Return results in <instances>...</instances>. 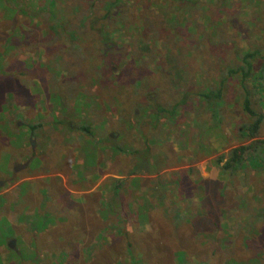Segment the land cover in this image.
Returning <instances> with one entry per match:
<instances>
[{"label":"rangeland","instance_id":"374dc122","mask_svg":"<svg viewBox=\"0 0 264 264\" xmlns=\"http://www.w3.org/2000/svg\"><path fill=\"white\" fill-rule=\"evenodd\" d=\"M200 2L7 0L0 79L26 78L8 90L21 107L1 93L0 264H264L262 164L220 169L230 151L264 140L255 76L264 66V0ZM250 50L258 57L241 83L227 71ZM208 90L220 92L216 109L200 96ZM244 98L260 114L249 140L240 134L250 122ZM82 155L92 174L78 166ZM56 170L67 181H52L65 191L38 177ZM95 180L100 191H72ZM111 194L122 200L111 210L127 213L121 222L107 211ZM47 199L58 205H40ZM43 213L52 227L36 226Z\"/></svg>","mask_w":264,"mask_h":264},{"label":"trees","instance_id":"16d2710c","mask_svg":"<svg viewBox=\"0 0 264 264\" xmlns=\"http://www.w3.org/2000/svg\"><path fill=\"white\" fill-rule=\"evenodd\" d=\"M174 1L176 2L177 6H179V7H182V6L186 7L187 5L195 6L198 2H200L199 0H174ZM203 2H204V0H202L199 3V5L202 4ZM7 7H8L7 6V0L2 1L0 10L3 9V8L6 9ZM253 57H254V61H256V58L258 57L256 50H250V51L245 52L243 54V56H241L240 59H239V61H240L239 67L233 68L232 70H229L227 72H229V74H232V73L239 74L240 82L243 83V81L248 80L252 76V71L254 69H253L252 63H250V61H251V59ZM255 76H256V81H257L258 87L261 84L264 87V66L261 69H258V73ZM10 77L8 78V80L7 79H0V101L2 100L1 93H3V94H5V93L6 94H10L11 93V92L10 93L8 92L10 86H11V90L14 91V87L18 88V87H21V86H23L25 84L24 79L26 78V75H25V73L23 71L17 73L16 76L13 75L12 79H10ZM17 77H21V79H19ZM240 88H241L242 91H244V95H247L246 91L243 88V84L240 86ZM200 96H201V98L203 100H205L207 102V104L212 109H216L217 108V104L221 100L219 90H215V91L208 90L206 93H201ZM11 98H12V96L10 94L9 102L11 101ZM176 106L177 105H175V107ZM240 108H241V111L247 117L250 118V122L248 124L242 125L244 127V129H240V134L243 136L242 138H244L245 140L256 138L257 137V133H258V128H259V125H260V114L256 113L255 110L252 109L251 104L249 102V99H247V98H244ZM160 111L162 112V110H160ZM251 118H252V122H251ZM35 128H36V125H33V126L29 127L28 130L31 133H33ZM82 129L85 130L84 127H82ZM5 137H3L0 140V142L6 141L7 137L6 138ZM258 142L261 145L264 144V140L263 139L259 140ZM255 143H257V142L252 141V142H249L245 147H240L237 150L230 151L226 161L223 162V164L221 165L220 168L223 169V170H229V171L230 170H236V169H240L241 167H243L244 164L249 166L253 162V163H256L258 165L262 164L261 168L264 170V148H262L261 145L260 146L256 145ZM252 145H253V147H252ZM250 147H252V149L250 150V152L247 155V158L245 159L243 157V153L242 152L245 149H249ZM0 148H1V145H0ZM258 150L260 151L261 156H259L258 159L254 160L253 159V158H255L254 154L258 153ZM235 152H237V153H235ZM111 196H112V194L110 195V198H109V201L111 203L110 204L107 203L108 205H110V208L107 209V211H112L111 210V205L112 204H114L116 206H119V207L122 205V200L113 201ZM112 212H115V214L114 213L113 214L116 217L115 218L113 217V218L116 219L118 222H121V218L122 217H124L125 219L127 217V213H125V216H124V213L122 211H121L122 214H120L119 212H116V211H112ZM43 217H44V215H43ZM40 223H43V221L41 220ZM114 226H115V229H117V225L114 224ZM142 234H143V238L144 239L150 240V237L148 236L149 233L142 232ZM5 236L7 237V235H5ZM143 238L141 236V239H143ZM134 242H135V245L136 244L138 245L137 241L134 240ZM127 246H130V244L128 243ZM170 248H171V246H170ZM163 249L171 250V249H169L168 244H165ZM210 253H213V252L211 251ZM212 255L213 254H209L210 257ZM129 256L131 258L132 254L129 253ZM142 258H140V253H138L133 260L135 262H138V263L141 262L142 263L143 260H144ZM252 261H254V259H252ZM209 262H210V264H213L211 262V260H209ZM244 262H246V264H248L247 261H244ZM244 262H243V264H244ZM155 263H157V261H153L150 264H155ZM236 263L237 262H235V264ZM145 264H148V263H145ZM197 264H203V263H202V261H199Z\"/></svg>","mask_w":264,"mask_h":264},{"label":"crops","instance_id":"0c3cea01","mask_svg":"<svg viewBox=\"0 0 264 264\" xmlns=\"http://www.w3.org/2000/svg\"><path fill=\"white\" fill-rule=\"evenodd\" d=\"M155 116H156V114H154ZM81 148H83V147H81ZM80 149V148H79ZM195 158H197L196 157V155H194V159ZM198 160V162H197V164L199 163H201L202 161H203V159H196V161ZM168 161H169V159L166 161V164L168 163ZM175 163V161L171 164V165H173ZM191 163V162H190ZM219 164H221L220 162H219ZM223 164V163H222ZM221 164V165H222ZM171 165H169V166H167L168 168H171ZM78 166L79 167H81V170H82V173H83V170H84V167H83V155H82V160H80L79 162H78ZM221 167V166H220ZM189 168H191L190 169V171L191 172H196V175H197V177H199V167L198 166H195V170L196 171H194V168L193 167H189ZM242 168V167H241ZM240 168V169H241ZM94 169L95 168H92V169H85L84 170V174L83 175H87V174H92V171H94ZM221 169V168H220ZM168 170V169H167ZM223 169H221V171H222ZM202 173V172H201ZM51 174H53V175H51ZM203 174V173H202ZM212 174H213V170H212ZM55 176V177H54ZM64 176L65 175H63V174H61L59 171H57L56 170V172H54V173H47L46 175H44V174H41V175H39L38 177H41V178H43V180H44V182L45 181H52V179H53V181L54 180H56V181H58L59 182V184H60V181L61 182H63L64 180H66L67 181V178L65 177L64 178ZM70 177V176H69ZM77 175L72 179V180H76L77 181ZM168 180V179H167ZM51 182V184H52V187H51V191H65V188H64V186L62 185H60V189H59V187L57 186V182ZM65 181V182H66ZM75 181V182H76ZM74 182V184L76 185V189H74V190H72V191H94V193L96 192V191H100L99 189L100 188H98L97 187V183H96V180H95V183L90 187V188H85V189H79V186L76 184ZM169 183H171L170 181H169ZM47 189L48 188H45V189H43L44 191H47ZM88 189V190H87ZM112 188H109L108 190H107V187H106V189L104 190V191H112L111 190ZM93 193V194H94ZM99 194H100V192H99ZM26 196H23L22 198H23V201L24 202H26V198H25ZM74 198H75V200H73V202H77L80 198H81V195H79V196H73ZM88 197H92V196H87V198ZM25 198V199H24ZM103 200V199H102ZM102 200H100L99 202H98V205H99V207H101L100 205L101 204H106L104 201L103 202H101ZM60 201V200H59ZM41 204H44L46 207H48V208H51V207H54V206H57L58 205V202H52V201H50L49 199H47V201H41L40 202V205ZM78 206H80V204H77ZM42 208L41 209H43V206H41ZM55 209V208H54ZM33 210L35 211V212H37V207H35V208H33ZM43 215H44V217H43ZM37 218H40V220L38 221V223L36 224V226H39V225H42L44 228H46V227H52V225H51V223L49 222V221H51V218H50V215H49V213H43V214H39V216H38V214H37ZM68 219V218H67ZM43 221V223H40V221ZM77 225L76 224H73V226L72 227H76Z\"/></svg>","mask_w":264,"mask_h":264},{"label":"flooded vegetation","instance_id":"af4514ba","mask_svg":"<svg viewBox=\"0 0 264 264\" xmlns=\"http://www.w3.org/2000/svg\"><path fill=\"white\" fill-rule=\"evenodd\" d=\"M20 100V98L18 97V96H16V95H13L12 96V98H11V101H13V103L17 106V107H21V104L20 105H17V102ZM10 101V102H11ZM57 121H60V123H61V126H62V119H59V120H57ZM33 125H35V124H33ZM32 124H30V125H27V129L29 128V127H31V126H33ZM67 126H69V128H71L70 126H73V125H70V123H67ZM29 131V130H28ZM87 132H88V130H87ZM28 136H29V138H31V136H33V133H31L30 131H29V134H28ZM29 140H31V139H28V141ZM256 145H261V144H259V142H257V143H255ZM29 145H30V142H29ZM72 145V144H71ZM70 145V146H71ZM59 146V145H58ZM61 146H64L65 147V150H66V154H68V150H69V145L67 144V142H63L62 143V145ZM252 147H253V145H252ZM252 147H250L249 149H245L244 151H246V152H250V150L252 149ZM261 147L263 148L264 147V144H262L261 145ZM13 170H15V168H13Z\"/></svg>","mask_w":264,"mask_h":264}]
</instances>
